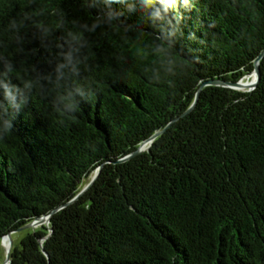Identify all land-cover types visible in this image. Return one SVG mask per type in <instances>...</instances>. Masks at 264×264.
<instances>
[{
	"label": "trees",
	"instance_id": "16d2710c",
	"mask_svg": "<svg viewBox=\"0 0 264 264\" xmlns=\"http://www.w3.org/2000/svg\"><path fill=\"white\" fill-rule=\"evenodd\" d=\"M38 2L70 20L96 14L81 0ZM25 4L0 0V56L17 65L15 77L51 71L57 56L34 39L18 52L6 26ZM183 16L185 35L206 46L186 42L201 59L174 87L150 84L133 50L101 28L87 36L79 82L95 95L80 111L65 117L52 107L55 93L36 90L15 114L0 139V240L69 203L100 170L30 228L10 264H264V56L254 89L207 85L183 115L203 82L251 76L264 52V0H196Z\"/></svg>",
	"mask_w": 264,
	"mask_h": 264
},
{
	"label": "clouds",
	"instance_id": "9594fccd",
	"mask_svg": "<svg viewBox=\"0 0 264 264\" xmlns=\"http://www.w3.org/2000/svg\"><path fill=\"white\" fill-rule=\"evenodd\" d=\"M81 6L95 10L91 23L70 20L61 6L50 9L38 0H26L19 17L9 20L6 32L14 34L18 52L24 53L25 44L34 39L40 48L55 46L57 56L48 61L51 71L41 73L34 66L26 77H15L17 65L0 56V139L13 130L15 114L28 106L36 90L45 95L55 93L52 107L65 117L75 116L80 105L95 95L92 85L79 81L82 67H89L87 36L98 29L110 30L133 50V60L150 84L174 87L200 62L198 50L186 42L203 47L206 40L198 39L195 33L186 36L182 28L183 12L196 6V0H81ZM132 17L140 19L129 23ZM214 27V22L207 26ZM128 71L124 69L123 74L127 76ZM12 76L19 84L12 82Z\"/></svg>",
	"mask_w": 264,
	"mask_h": 264
},
{
	"label": "water",
	"instance_id": "95a60500",
	"mask_svg": "<svg viewBox=\"0 0 264 264\" xmlns=\"http://www.w3.org/2000/svg\"><path fill=\"white\" fill-rule=\"evenodd\" d=\"M264 56V52L256 59L255 61V68H254V71L252 73H255V79L254 81H251V82H243V79H240L239 81H236V82H230V81H225V80H221V79H213V80H208V81H205L203 82L200 87L198 88V91L196 93V98H195V101L193 102V104L190 106V108L185 112L183 113V115L187 114L188 112H190L194 106L196 105V102L198 100V97H199V94H200V91L202 90L203 87L207 86V85H220V86H228V87H231V88H234V89H238V90H252L254 89L257 84H258V81L260 79V68H259V61L260 59ZM246 77V76H245ZM163 131H158L156 132L153 136H151L149 139L145 140L141 145L140 147L134 151L133 153H131L130 155H128L127 157H125L123 160H126L128 158H130L131 156L143 151L144 149L147 148V145L149 143H151L159 134H161ZM100 170V169H99ZM99 170L97 172H95V174L93 175L92 179L90 180V182L88 184H86L82 190L79 192V194L73 198L70 202H72L73 200H75L76 198H78L81 194H83L93 183L94 181L96 180V178L98 177L99 175ZM69 202V203H70ZM69 203H66L65 205L63 206H66L68 205ZM61 206V207H63ZM61 207H58L56 209H54L50 214L48 215H44L42 217H39V218H36L35 220H33L32 222L20 227L18 230H21V229H28V228H35L43 223H48L49 220H50V217L51 215L58 211ZM12 233H8L7 235H5L4 237H8L9 239V245L6 246V260L3 264H10L11 262V252H12V248H13V240H12ZM4 237L2 238V242L4 240Z\"/></svg>",
	"mask_w": 264,
	"mask_h": 264
},
{
	"label": "rangeland",
	"instance_id": "374dc122",
	"mask_svg": "<svg viewBox=\"0 0 264 264\" xmlns=\"http://www.w3.org/2000/svg\"><path fill=\"white\" fill-rule=\"evenodd\" d=\"M250 77L251 76H249L248 78H247V76L244 77L243 82H250L249 81ZM86 182L87 181H85V183ZM29 230H30V228L21 229V230H17L15 232H13L12 233L13 246L19 247L21 240L27 235ZM5 260H6V245L4 244V242H2V240H0V264H3L5 262Z\"/></svg>",
	"mask_w": 264,
	"mask_h": 264
},
{
	"label": "bare ground",
	"instance_id": "6f19581e",
	"mask_svg": "<svg viewBox=\"0 0 264 264\" xmlns=\"http://www.w3.org/2000/svg\"><path fill=\"white\" fill-rule=\"evenodd\" d=\"M255 77H256V76H255V73H251V77H250L249 81H250V82H251V81H254ZM3 242H4V244H5L6 246L9 245V239H8L7 236L4 237Z\"/></svg>",
	"mask_w": 264,
	"mask_h": 264
}]
</instances>
